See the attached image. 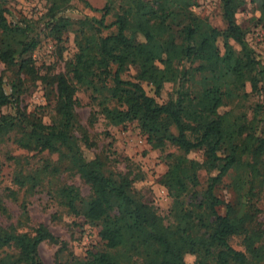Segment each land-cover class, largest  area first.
<instances>
[{
	"label": "trees",
	"instance_id": "trees-1",
	"mask_svg": "<svg viewBox=\"0 0 264 264\" xmlns=\"http://www.w3.org/2000/svg\"><path fill=\"white\" fill-rule=\"evenodd\" d=\"M250 1L258 5V21L264 23V0ZM244 2L220 0L222 30L194 12L196 0H126L110 24L105 23L109 8L100 20L73 21L59 13L54 1L41 26L9 22L0 2V65L14 68L18 76L8 93L0 74V110H10L0 113V143L13 134L18 148L57 156L56 162L46 160L28 172L14 158L20 170L13 182L19 190L31 192L63 173L78 176L88 186L86 197L66 183L53 195L68 214L100 227L105 250L76 264H264V229L257 208L239 212L215 192L232 172L238 193L244 189L252 196L255 191L264 193V67L235 19ZM112 28L116 33L102 35ZM70 31L76 52L63 59V46L58 50L64 72L40 77L32 55L41 37L61 45ZM132 67L137 69L135 76ZM37 79L53 103L50 124L20 107L27 84L34 85ZM170 83L173 97L163 103L144 88L149 86L159 97ZM246 84L262 97L250 120L229 106ZM80 89L90 93L98 109L91 112L89 126L97 115L114 127L136 123L151 149L173 150L166 156L167 171L160 180L171 199L168 222L140 198L133 187L135 178L108 175L102 155L86 156L94 142L76 112ZM197 151L203 152L202 159L192 157ZM200 171L208 176L202 192L197 190ZM16 194L10 190L8 197L18 202ZM19 209L15 224L0 225V264H43L42 243L62 248L65 243L44 224L31 228V233L22 232L30 219L24 201ZM0 214L11 217L2 200ZM234 237L243 250L231 246Z\"/></svg>",
	"mask_w": 264,
	"mask_h": 264
},
{
	"label": "rangeland",
	"instance_id": "rangeland-1",
	"mask_svg": "<svg viewBox=\"0 0 264 264\" xmlns=\"http://www.w3.org/2000/svg\"><path fill=\"white\" fill-rule=\"evenodd\" d=\"M58 5L59 13L73 21L87 18L89 20H100L103 10L109 8L111 13L105 18V23L113 22L114 14L119 13L126 0H0L6 9L5 16L9 22L33 21L40 26L47 21V15L53 2ZM151 1V0H144ZM197 6L194 12L208 21V23L219 30L225 28L222 19L220 0H196ZM87 2L89 6L85 4ZM260 11L258 5L250 0H245L243 6L235 15L236 22L246 32V41L255 51L261 65L264 67V23L258 21ZM116 33V28L103 30L102 35ZM138 40L137 37H135ZM74 34L70 31L63 37V43L58 45L51 38L42 36L37 49L33 52L34 66L40 77L52 76L64 72V60L76 52L74 45ZM63 46L62 56L59 58L58 50ZM131 75H137V69H130ZM0 74L8 85L6 91L10 93V83L16 81L18 76L16 70L6 69L0 65ZM28 89L21 97L20 107L27 113H35L44 124H50L53 117V103L46 97V88L40 79L34 85L27 84ZM146 93L154 97L158 103H163L173 97L174 85L165 84L163 92L159 97L154 95L153 90L144 85ZM76 97L79 106L76 112L80 124L85 127L94 142V147L86 151V156L93 157L95 154L102 155L107 161L106 173L116 176L117 174H130L135 178L133 187L140 198L151 204L157 212L168 222V212L171 206V199L167 190L160 184L161 177L167 171V154L172 149L153 150L147 143L146 137L142 136L136 123H127L122 126H110L102 116L97 115L96 122L89 126V116L92 111L98 110L90 100V93L80 89ZM262 97L251 93L249 84H246L241 95L236 97L229 106L235 107L237 112L246 113L250 120L257 105H261ZM10 110H0V113H9ZM262 118L261 116H257ZM14 135L11 134L3 143H0V200L7 208L10 219L7 220L0 214V225L5 226L16 223L21 213L19 206L24 201L29 212L28 229H21L22 232L31 233V228L38 224H44L50 232L57 237L62 245L42 243L39 246V257L43 264H76L86 261L91 254L105 250L99 238L100 227L86 222L81 216H74L57 204L54 200V191L62 184H71L80 189L83 196L89 195V188L78 176H70L63 173L53 180H45L39 187L31 192L25 189H18L13 182L16 171L20 170L15 164L14 158L19 159L22 164L21 170L28 172L31 168L42 166L46 160L56 162V155L47 153L28 152L18 148L13 143ZM192 157L202 159L203 152L197 151ZM199 186L197 190L202 192L207 187V174L204 171L198 173ZM234 173H229L223 182L216 188V195L224 204H231L239 212H245L252 206L257 208V219L264 229V193L254 192L250 195L246 189L239 193L235 190L232 182ZM10 190L17 191L18 202L8 197ZM224 207L220 209L223 214ZM231 246L236 250H243L239 238L230 240ZM264 247V240L262 241ZM192 262V257H187Z\"/></svg>",
	"mask_w": 264,
	"mask_h": 264
}]
</instances>
